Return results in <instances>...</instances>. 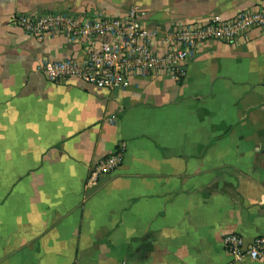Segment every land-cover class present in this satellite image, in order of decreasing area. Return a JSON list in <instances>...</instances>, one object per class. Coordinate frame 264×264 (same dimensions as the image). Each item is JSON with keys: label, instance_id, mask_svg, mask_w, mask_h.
Masks as SVG:
<instances>
[{"label": "crops", "instance_id": "0c3cea01", "mask_svg": "<svg viewBox=\"0 0 264 264\" xmlns=\"http://www.w3.org/2000/svg\"><path fill=\"white\" fill-rule=\"evenodd\" d=\"M132 6L165 34L264 0H0V264H264L222 244L264 238L263 31L200 46L182 82L150 75L109 90L44 76L45 61L83 60L85 42L10 24Z\"/></svg>", "mask_w": 264, "mask_h": 264}, {"label": "built area", "instance_id": "2783aa9c", "mask_svg": "<svg viewBox=\"0 0 264 264\" xmlns=\"http://www.w3.org/2000/svg\"><path fill=\"white\" fill-rule=\"evenodd\" d=\"M10 24L34 39L64 35L73 44L85 42L83 60L72 57L45 61L44 76L51 82L79 81L110 90L126 88L133 79L150 75L182 82L200 46L210 42L239 45L250 39L252 31L264 32V8L239 11L230 19L214 16L200 22L177 23L165 34L148 28L137 6L130 7L122 18L25 14L12 17ZM122 149L91 170V183L116 170L122 162ZM222 244L235 261L264 262V238L246 244L242 236L227 234Z\"/></svg>", "mask_w": 264, "mask_h": 264}]
</instances>
